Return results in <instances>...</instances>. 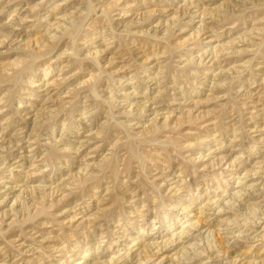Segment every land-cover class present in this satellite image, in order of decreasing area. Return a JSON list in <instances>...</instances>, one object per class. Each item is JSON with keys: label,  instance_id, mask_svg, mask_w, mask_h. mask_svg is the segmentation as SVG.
Returning a JSON list of instances; mask_svg holds the SVG:
<instances>
[{"label": "clouds", "instance_id": "9594fccd", "mask_svg": "<svg viewBox=\"0 0 264 264\" xmlns=\"http://www.w3.org/2000/svg\"><path fill=\"white\" fill-rule=\"evenodd\" d=\"M151 3L0 0V264H264V0Z\"/></svg>", "mask_w": 264, "mask_h": 264}, {"label": "rangeland", "instance_id": "374dc122", "mask_svg": "<svg viewBox=\"0 0 264 264\" xmlns=\"http://www.w3.org/2000/svg\"><path fill=\"white\" fill-rule=\"evenodd\" d=\"M183 2L184 0H154V3H151V7L155 8L158 15L160 16H166L167 14L175 12L177 9H180L181 12L186 14V27L190 29V31L186 33V35H191V30L194 28L193 22L198 21L201 17L205 15L206 7L214 8L219 3V0H207L206 4H198L197 7L187 9L180 8ZM42 11L44 13H48L51 11V7L49 5H45ZM207 26L209 31L216 30L221 33L220 39L215 42L219 45L215 53L218 65L227 68L237 63L242 58L251 55L250 53L245 51V49L248 47V43L243 34H241L237 28H220L216 25V22L211 19V17L208 18ZM207 35V32L201 34L195 42L199 43V41L203 40L204 37ZM33 40L38 43V40H36L35 36H33ZM257 63L260 66L258 71L264 72V52L257 56ZM212 104L213 101L211 96L203 97L202 100L198 103V105H193V107H196L198 111L190 113V118H196L198 124L205 123L208 119L212 117ZM17 123L18 121H13L12 127H15ZM195 127V125H183L180 130L183 131L186 128L194 129ZM15 155L16 153H13V156ZM67 182L69 185V191H71L74 184L78 183L77 178L75 176H69ZM33 199L37 201V203H42L46 207L52 203V200L47 197H42L39 193L34 194ZM72 199V196L66 197L64 201H62L58 205V207L63 208L67 206L71 203Z\"/></svg>", "mask_w": 264, "mask_h": 264}]
</instances>
